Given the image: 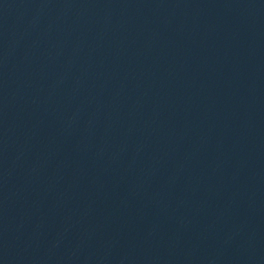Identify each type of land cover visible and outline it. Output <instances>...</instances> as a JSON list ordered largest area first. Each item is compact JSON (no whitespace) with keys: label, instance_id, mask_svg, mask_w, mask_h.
<instances>
[{"label":"water","instance_id":"water-1","mask_svg":"<svg viewBox=\"0 0 264 264\" xmlns=\"http://www.w3.org/2000/svg\"><path fill=\"white\" fill-rule=\"evenodd\" d=\"M0 264H264V0H0Z\"/></svg>","mask_w":264,"mask_h":264}]
</instances>
